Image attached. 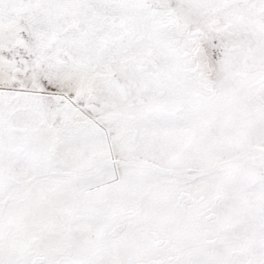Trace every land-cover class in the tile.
Returning a JSON list of instances; mask_svg holds the SVG:
<instances>
[{"label": "snow or ice", "instance_id": "1", "mask_svg": "<svg viewBox=\"0 0 264 264\" xmlns=\"http://www.w3.org/2000/svg\"><path fill=\"white\" fill-rule=\"evenodd\" d=\"M0 264H264V0H0Z\"/></svg>", "mask_w": 264, "mask_h": 264}]
</instances>
